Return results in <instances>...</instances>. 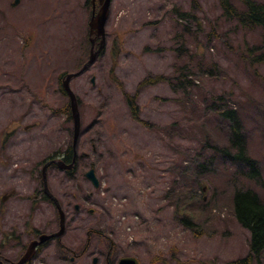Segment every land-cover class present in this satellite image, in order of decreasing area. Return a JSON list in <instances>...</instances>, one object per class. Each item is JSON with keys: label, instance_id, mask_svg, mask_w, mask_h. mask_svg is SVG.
Segmentation results:
<instances>
[{"label": "rangeland", "instance_id": "1", "mask_svg": "<svg viewBox=\"0 0 264 264\" xmlns=\"http://www.w3.org/2000/svg\"><path fill=\"white\" fill-rule=\"evenodd\" d=\"M14 1L0 0V251L9 260L36 232L58 229L41 170L72 148L61 78L88 60L91 15L88 0ZM228 2L231 14L220 0H112L103 53L68 82L80 118L77 166L47 170L66 230L29 264H117L125 256L224 264L248 254L250 233L232 195L250 189L264 201V63L247 52L258 53L264 35L237 15L241 0ZM127 95L136 96L139 119ZM225 109L238 115L258 180L221 151L237 150ZM91 167L98 187L85 178Z\"/></svg>", "mask_w": 264, "mask_h": 264}, {"label": "trees", "instance_id": "2", "mask_svg": "<svg viewBox=\"0 0 264 264\" xmlns=\"http://www.w3.org/2000/svg\"><path fill=\"white\" fill-rule=\"evenodd\" d=\"M222 2L223 6L229 9L228 1L222 0ZM243 2L245 3V9L238 12L240 19L250 26L260 27L264 32V2L253 0H243ZM256 58L264 62V52ZM161 79V76L147 78L140 82V85L144 82L155 83ZM135 97L134 95H127V102L132 115L136 119H139V109L135 102ZM219 113L230 122L231 144L237 149L234 154L230 153L227 148H221V151L223 154L228 155V158L247 165L249 167L247 176L258 180L260 173L257 161L245 153V140L239 118L236 116L237 114L231 109L220 110ZM69 152L70 150L67 152L68 155ZM68 158H70V155ZM232 207L238 222L250 232V245L246 256L224 264H255L260 260V256L264 251V201H262L255 191L238 188L234 190L232 195ZM186 221L189 225H193L191 224V220L186 219Z\"/></svg>", "mask_w": 264, "mask_h": 264}, {"label": "water", "instance_id": "3", "mask_svg": "<svg viewBox=\"0 0 264 264\" xmlns=\"http://www.w3.org/2000/svg\"><path fill=\"white\" fill-rule=\"evenodd\" d=\"M108 9H109L108 0H106L105 3H103L102 6L100 7L97 14H95L94 17L90 21V25L92 27L91 32L95 34V37L92 39V41L94 42L96 37H101V40L99 42L98 48L93 49L91 51L88 61L84 64V66L81 68V70L78 73L84 71L87 68V66L90 65L96 59L100 50L104 47V44H105L104 25H105V21H106L107 15H108ZM71 76H72V74L67 75V77L64 81V88L70 97V106H71L72 117H73L74 126H75L74 140H73L74 144H75L76 139H77V135H78V131H79V113H78V109H77V102H76L75 95L73 94V92L71 91V89L69 88V85H68V82H69V79ZM86 176L88 179H90L93 182V184L95 186L98 185V180L95 177L93 169H90L86 173ZM63 232H64V216H63V212L60 211V230L57 233L52 234L50 236L43 234L40 236L39 241L31 242V244L28 246L25 254L19 260V262L12 263V264H23L25 261L29 260L33 256V254L35 253V247L37 244L42 243L44 240H46L49 237H52L54 235L59 236ZM118 264H138V263L135 260V258H133V257H124V258H121L119 260Z\"/></svg>", "mask_w": 264, "mask_h": 264}, {"label": "flooded vegetation", "instance_id": "4", "mask_svg": "<svg viewBox=\"0 0 264 264\" xmlns=\"http://www.w3.org/2000/svg\"><path fill=\"white\" fill-rule=\"evenodd\" d=\"M87 2H90V4H91V13H93V9H94V8L96 9L97 5L99 4L98 1H97V3H96V0H94V1H93V0H88ZM71 153H72V152L70 151V152H69V155H71ZM65 154H66V153H65ZM65 154L63 153L62 158H63V157H67V156H65ZM67 155H68V154H67ZM69 155H68V156H69ZM1 197H2L1 199H4V198H5V196H1ZM48 198H49V197H48ZM54 204H55V203H54ZM55 207H56V206H55ZM37 235H38V234H37ZM37 235H36V236H37ZM36 236H35V237H36ZM32 239H34V238H32ZM50 240H52V239H50ZM50 240H49V241H50ZM111 245H112V244H111ZM87 248H88V245L85 244L84 247L82 248V251H81V252H79V253H77V254L74 252V256L71 258L72 261H73L75 258H80L82 255H84V253L86 252ZM3 259L6 260V261L4 260L5 262H7V259H6V258H3ZM95 261H96V260H95ZM107 264H108V262H107Z\"/></svg>", "mask_w": 264, "mask_h": 264}, {"label": "bare ground", "instance_id": "5", "mask_svg": "<svg viewBox=\"0 0 264 264\" xmlns=\"http://www.w3.org/2000/svg\"><path fill=\"white\" fill-rule=\"evenodd\" d=\"M5 12V11H4ZM46 71V70H45ZM232 125V124H231ZM248 167V166H247ZM247 171L249 172V167L247 168ZM256 253V252H255ZM244 259V258H243Z\"/></svg>", "mask_w": 264, "mask_h": 264}]
</instances>
